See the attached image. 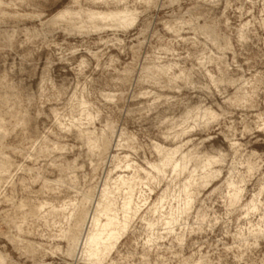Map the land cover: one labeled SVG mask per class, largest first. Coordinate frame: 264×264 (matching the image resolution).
Returning <instances> with one entry per match:
<instances>
[{"label":"clouds","instance_id":"clouds-1","mask_svg":"<svg viewBox=\"0 0 264 264\" xmlns=\"http://www.w3.org/2000/svg\"><path fill=\"white\" fill-rule=\"evenodd\" d=\"M219 4L220 0H0V154L11 151L25 162L33 160L39 164L55 152H73L74 145L69 140L79 144L83 154L89 144L102 142L105 133L114 135L116 122L140 127L146 123L166 142L177 139V128L181 138L190 133L202 136L201 144L220 135L221 128L234 140L233 110L259 109L264 105V72L248 75L247 79L244 75L235 80L228 77L233 68L237 73H244L236 58L237 55L244 58L245 44L252 40L264 42V36H259L257 31H264V0H242L241 7L233 14L239 13L242 20L245 16L249 19L235 30L225 14L232 8L233 0H227L224 12L220 11ZM162 31L174 37L167 42L166 49L153 44L154 40L164 41ZM181 33L192 35L181 36ZM198 37H203V52H199ZM233 37L242 49L239 54L232 45ZM181 41L197 48L196 53L189 52L186 58L198 62L191 69L178 75L170 70H156L152 75V69L143 67L154 58L158 61L162 51H170L173 44ZM141 49L145 51L143 64ZM226 53L232 54L230 64ZM173 55L179 58L175 52ZM120 57L128 62L122 64ZM244 63L251 73V61L245 58ZM213 64L217 75L208 71ZM110 76V86L115 91H100L98 81ZM229 85L236 89L231 96L227 93ZM145 86L148 90L137 91ZM151 88L175 91V97L164 98L170 108H177L171 104L173 99L185 108L189 102L197 101L199 114L193 120L191 113L173 118L157 112V103L162 97L156 96ZM213 88L220 94L223 105H217L218 112L204 107L208 98L216 104ZM197 89L203 94L194 91ZM86 95L95 96L104 109L107 123L102 125L100 136L95 131H86L89 125L94 127L93 120L87 119L89 107L96 111L94 120L101 115L95 105L85 103ZM150 96L156 99L147 107H129L141 97ZM153 112H157L154 117ZM259 124L264 125V114L260 115ZM72 129H77L80 135L66 136ZM260 130L264 131V127ZM50 135L56 138L59 147L48 139ZM189 143L185 141L181 147ZM160 176L169 178L163 169ZM66 179L76 184L74 172L70 171ZM12 205L0 213V237H5L17 253L16 260L10 259L8 264H43L42 257L51 251V246L27 243L25 237L34 234L32 218L23 210V202L12 201ZM35 234H39V229ZM3 247L0 241V248ZM254 248L258 245L243 241L237 259L243 264H257V260L264 264L261 256L253 259ZM72 257L69 248L58 259L60 264H77ZM99 259L103 261L104 257Z\"/></svg>","mask_w":264,"mask_h":264},{"label":"rangeland","instance_id":"rangeland-1","mask_svg":"<svg viewBox=\"0 0 264 264\" xmlns=\"http://www.w3.org/2000/svg\"><path fill=\"white\" fill-rule=\"evenodd\" d=\"M226 4L227 0H220L219 9L221 12H224ZM241 4L242 0H233L232 8L225 13L234 30L240 28L249 19L245 16L242 20L239 13L233 14L235 9L241 7ZM99 11L107 10L99 9ZM111 11L116 10L112 9ZM257 31L259 36H264V31L259 29ZM188 35L192 34L181 33V36ZM161 36L164 37V41L154 40L153 44L156 48L166 49L168 48L167 42L174 39V37L172 34L163 31ZM198 39L201 40L199 52H203V37H198ZM232 45L238 54L241 53L242 49L237 45L235 37L232 39ZM209 47L212 48L213 52H216V49L210 44ZM93 50L95 51V49ZM173 52L178 54L179 58L173 55ZM189 52L196 53L197 48L190 43L181 41L179 44H173L170 51H162L160 53L161 58L158 61L154 58L148 64H143L145 51L141 49L140 60L143 67L152 69L150 72L152 75L156 74V70H170L171 73L178 75L181 71L189 70L193 64L198 63L196 60L186 59ZM112 53L115 54L114 49ZM243 53L244 58L237 55L236 63L244 67V73H237L236 69L233 68L228 73V77L233 80L237 79L239 75H244L247 79L248 75L264 72V42L252 40L244 45ZM226 56L228 63H232V54L226 53ZM245 58L251 61L253 67L251 73H248V66L244 63ZM120 60L122 64L128 62L123 57H120ZM153 64H155V68L152 67ZM174 64L179 66L172 67ZM208 71H211L213 75H217L218 70L213 64L209 66ZM111 79L110 76L107 79L98 81L99 90L115 91L110 86ZM93 80H96L95 75ZM121 90L126 89L121 88ZM144 90H148L147 86L137 89V91ZM151 91L156 93V96L162 97L157 103V112L161 114L166 113L168 116L176 118L188 116L191 113V118L195 120L200 112V105L195 100L189 102L185 108L177 104L176 99H173L171 104H176L179 110L170 108L169 103H166L164 98L175 97L177 94L174 90L151 88ZM194 91L203 94L199 89ZM222 91H224L223 86L221 87ZM235 91L234 87L227 86L229 96L233 95ZM156 96L141 97L136 104L129 105V107H139L140 105L147 107L156 99ZM212 96L215 98L216 104H213L212 98H208L204 107L210 108L212 112H218L217 105L221 107L223 105L221 104V96L215 88L212 90ZM84 99L86 104L95 105L101 113L99 119L94 120L93 118L97 115L96 111L89 107L87 119L93 120L94 127L89 125L86 131L87 129H89V132L95 131L96 135L100 136L102 125L107 123L103 114L104 109L101 104L97 103L95 96L89 97L86 95ZM121 107H124L123 103ZM157 112H153L151 115L154 117ZM261 114H264V105H261L259 109L233 110L231 120L235 125L234 140L230 133L221 128L220 135H214L213 140L204 141L201 144L199 141L204 140L202 136H198L197 133H190L181 138L179 137V128H177V139L166 142L159 138L146 123L143 127H140L138 124L116 122L115 134H104V136L107 134L108 137L104 139V141H107L106 148L108 147V151L106 149L104 154L93 155L90 153L92 150H88V146L83 149V154H81L80 145L71 140L68 143L74 145L73 152H55L47 161L40 160L39 164L33 160L25 162L23 158L13 152L6 151L5 153L8 154L6 155L9 156L12 162L14 161V176L11 177L14 181L12 182L10 179L8 185L5 188L3 187L5 190L3 188L0 190V213L10 209L13 206L12 201L17 204L26 202L27 204L23 203V210L29 213L31 209L29 207L34 201H38L37 199H49L55 204H59V202L69 201L77 195L79 200L80 197H83L80 194L82 192H84L82 194H85L88 190H92L94 193L96 191L94 195L97 196L104 182L103 179L108 176V173L110 178L112 177L111 182L114 181L118 173L128 177H133L136 174V178L138 176L142 179V183L137 186L134 197V202L139 206V211H137L138 213L127 233L107 257L105 264H243L242 261L237 259V255L240 253V247L245 240L248 244L258 245V248L253 249V259H256L257 256L264 258V255H262L264 254V131L260 130L264 125L259 124ZM245 118L247 119L245 120ZM78 132L77 129H72L70 133H65V135L78 137ZM193 137L197 138L194 139ZM48 139L52 141L53 145L58 143L56 138L51 135ZM111 139L113 140L111 141ZM185 141H191V143L187 147H181ZM9 143H11V138ZM231 145H236V147H231ZM157 146L160 149L162 147L181 148L176 159H180L181 154H190L191 160L187 170L177 171L178 174H176L173 171V163H171L164 167L169 178L162 179L150 167V164L159 163L161 160L162 153L158 152ZM124 155H128V158ZM113 156L115 162H113ZM209 159H215L216 161L210 160L208 162ZM123 162L125 163L123 164ZM95 163L97 164L94 165ZM207 163L208 166L203 168L204 164ZM127 164L131 165L130 168H126ZM93 165L97 172L94 170ZM117 166L122 167L117 168ZM60 167L64 170L61 171ZM21 168L26 170L22 171ZM34 168L36 171H29ZM113 169L115 170L113 171ZM145 169L148 170L147 172L150 171V174L156 178L152 183L146 179L147 172ZM109 170L112 171V175L108 172ZM70 171L75 174V185H71L66 179ZM59 176L62 177L63 181L65 180L63 187L57 188L56 192L43 188L42 177L54 181ZM203 177L206 178L205 183H202L201 178ZM143 178H145V181H143ZM146 180L149 183L148 185L145 183ZM186 181H190V193L188 195L191 196V205L187 213L180 215L178 206L187 197L182 189L183 183ZM73 186H75L74 189ZM93 186H97L96 189ZM122 196L123 194L114 196L113 199H115L117 205L122 204ZM155 205H158V210L153 209ZM29 216L31 215L29 214ZM31 218L34 225L32 229L34 234L25 237L27 239L25 240L41 243L45 247L50 245L51 251L42 257L43 264H60L58 257L62 256L67 248L66 240L60 236V227L50 226L49 229L43 219L39 217L36 219L32 216ZM166 218L175 219L176 221L172 232L165 229L164 221ZM152 225L155 226L154 231H151ZM66 226L69 227L66 223L63 224V227ZM36 229H39V234H35ZM52 237H55V239H52ZM0 241L4 243V247L0 248V251L8 256L5 264H8L11 258V260H16L17 253L12 245L7 243L5 237H0ZM56 249H59V251L53 255V251ZM65 260L67 261V258ZM72 260L76 261L77 264H97L91 261H78L76 257H72ZM257 264H259L258 260Z\"/></svg>","mask_w":264,"mask_h":264},{"label":"bare ground","instance_id":"bare-ground-1","mask_svg":"<svg viewBox=\"0 0 264 264\" xmlns=\"http://www.w3.org/2000/svg\"><path fill=\"white\" fill-rule=\"evenodd\" d=\"M88 130L89 129H87V132H89ZM89 133H91V132H89ZM79 135H80V133H79ZM106 135H105V137L108 138ZM119 139H120V137H119ZM112 140L113 139H111V141ZM115 140H114V142H115ZM106 142L107 141L103 140V142H100L96 145L89 144L88 150L91 149L92 152L98 151L99 153L98 152L97 153L99 155L102 153L104 154V152L108 151V149H107L108 147L106 148V146H107ZM54 146L59 147L60 145H59V143H56V144H54ZM157 148H158V146H157ZM158 149H157L158 152H160V154L162 153L160 162L150 164V167H152V170L154 169L156 171L157 175H160L161 169H163V171L165 172L164 167L166 165L171 164V163H173V169H174L173 171H175L176 174H178L177 171L187 170L188 164L191 160L190 154H188V153L181 154L180 159H176V156L178 153H180L181 148L171 149V148H167V147L166 148L162 147L161 149L160 148H158ZM92 152H90V153H92ZM181 153H183V152H181ZM6 154L7 153H5V152L0 154V190H2L3 187L5 188V186L8 185L11 177L14 176L13 175V166H14L13 163H14V161L12 162L11 159L9 158V156H7L8 154L7 155ZM98 154H96V155H98ZM124 156L125 157L127 156L126 158H128V155H124ZM5 157H7V159ZM118 160H120V159H118ZM210 160H213L214 162L216 161L215 159H209L208 162H210ZM113 162H115L114 156H113ZM124 163L125 162H123V164ZM96 164L97 163H95L94 165H96ZM61 165H63V164H61ZM94 165H93V168L95 167ZM119 165H120V163H119ZM121 165H122V163H121ZM130 166L131 165L127 164L126 168H130ZM207 166H208V163L204 164L203 168H205ZM62 167H60L61 171L64 170ZM67 167H69V166H67ZM118 167L121 168L122 166H117V168ZM114 168H115V165H114ZM60 169H59V171H60ZM94 170H96V168H94ZM110 170H112V169H110ZM110 170L108 172H110V174H111L112 171H110ZM114 170L115 169H113V171ZM147 171L148 170H146V172ZM14 172H15V170H14ZM96 172H97V170H96ZM150 173H151L150 171L147 172V178L146 177L145 178L149 182L152 183L153 180L156 178L154 176H152ZM118 174H117V177L115 179L113 178L114 181L111 182L110 179L112 177L110 178L109 173H108V176L106 178H104L105 180L103 179L104 182H103L102 186L100 184L101 188L99 190V193L97 192L98 193L97 196L94 195L96 193V191L94 193L92 190L89 191L88 190L89 188H88L87 189L88 192L85 194H82L84 192H82V190H81L82 193L80 192L81 193L80 195H82L83 197H80L79 200L77 199L78 195L75 198L69 199V201L64 200L61 203L59 202V204H55L53 201H50L49 199H42V198H41L42 200L37 199L38 201H36V202L34 201L32 203V205L30 204L31 207H29V209L30 208L31 209L29 210L30 212L28 214H30L32 217H36V219H38V217L43 219V222H45L46 227L49 226V229H50V226H53V227L59 226L60 227V231H59L60 236H61V238L63 237L67 242L66 252L69 250V248H71V250L73 252V258L76 257L78 261H86V262L91 261V262H93V263L95 262L97 264H105L107 257L117 247L119 241L127 233L134 217L138 213L137 211H139V208H138L139 206L134 202L135 201L134 197H135V191L137 189V186L139 183L140 184L142 183V179L138 176L136 178L135 177L136 174L135 175L133 174L134 175L133 177L132 176L128 177V176H125V175L120 174V173H118ZM58 178H57V180L55 179L53 181V180H49L46 177H42L43 188L49 189L50 191H52V190L55 191V190H57V188L59 189L60 187H63L65 180L63 181L62 177H60L59 179ZM63 178H65V177H63ZM145 178H143V181H145ZM157 178H158V176H157ZM12 179H11V181H12ZM201 179H202V183L206 182L205 177H203ZM148 181L145 182V183H147L146 185L149 184ZM22 184H24V183H22ZM154 184H155V181H154ZM21 186H23V185H21ZM74 187L75 186H73V189H74ZM93 187H95V186H93ZM96 187H95V189H96ZM182 189L187 194V197H186V199H183V201L178 206V213L180 215L187 213V211L191 205V200H190L191 196L188 195L190 193L189 192L190 181L184 182ZM3 192L4 191H2V193ZM3 194H5V193H3ZM116 194H123L122 204L117 205V203L115 202V199H113ZM161 200H162V196H161ZM24 204H27V203L25 202ZM24 204H23V206H24ZM25 206H28V205H25ZM157 208H158V205H155L153 209L158 210ZM25 212L27 213V211H25ZM175 222H176L175 219L166 218L164 221V224L166 227L165 229H167L168 232L169 231L172 232L174 229ZM65 223L67 225H69V227L66 226L68 228L63 227V224L65 225ZM154 229H155V226L152 225L151 231H154ZM154 234H155V232H154ZM57 236H55V237H57ZM58 238H60V237L58 236ZM27 243L29 245H33V246H41V245L44 246L41 243H35V242H31V241H29ZM101 256L104 257L103 261H101L99 259V257H101ZM7 258H8V256L6 254H4L2 251H0V264H5L7 262Z\"/></svg>","mask_w":264,"mask_h":264}]
</instances>
